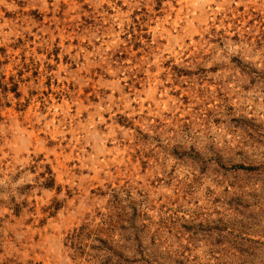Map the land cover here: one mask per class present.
<instances>
[{
	"label": "rangeland",
	"instance_id": "1",
	"mask_svg": "<svg viewBox=\"0 0 264 264\" xmlns=\"http://www.w3.org/2000/svg\"><path fill=\"white\" fill-rule=\"evenodd\" d=\"M0 264H264V0H0Z\"/></svg>",
	"mask_w": 264,
	"mask_h": 264
}]
</instances>
